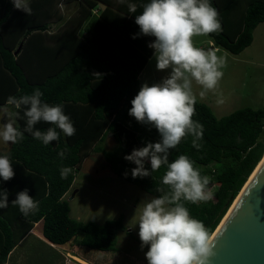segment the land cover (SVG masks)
I'll list each match as a JSON object with an SVG mask.
<instances>
[{"label":"trees","instance_id":"1","mask_svg":"<svg viewBox=\"0 0 264 264\" xmlns=\"http://www.w3.org/2000/svg\"><path fill=\"white\" fill-rule=\"evenodd\" d=\"M60 1H77L78 9L68 24L50 32L51 25L62 19L56 9ZM128 2L137 5L135 13L129 12L127 2L119 0H31L32 14L26 15L14 9L10 0H0V105L8 96L31 94L39 88L42 100L63 104L76 128L73 136L61 133L58 141L47 146L24 132V139L4 153L11 154L14 176L0 181V189L12 187L14 192H8V207L0 209V264L6 263L10 250L41 220L43 237L55 245L80 236L81 246L112 252L117 234H130L122 217L97 225L69 216V204L63 196L92 153H101L114 175L151 196L160 194L157 188L166 187L161 185L164 166L148 177L133 178L130 170L135 165L123 159L134 148L160 138L154 128L128 115L130 101L140 89L138 76L152 56L147 44L154 39L142 35L131 38L139 32L134 15L140 14L148 0ZM211 3L218 11L221 31L207 36L215 47L240 54L252 43L254 29L264 23V0ZM91 16L94 20L82 34ZM194 107L192 119L204 125L202 147L197 150L190 136L183 138L170 150L169 160L187 155L202 175L211 177V200L185 202L189 214L203 221L211 235L264 154V107L242 108L220 118L199 100ZM17 124L21 131L26 127L23 106ZM53 126L38 122L34 128L43 132ZM108 135L114 146L105 150ZM60 151H65L63 160L57 155ZM63 167L72 169L66 177L60 175ZM24 189L39 202L38 211L27 216L11 203Z\"/></svg>","mask_w":264,"mask_h":264},{"label":"clouds","instance_id":"2","mask_svg":"<svg viewBox=\"0 0 264 264\" xmlns=\"http://www.w3.org/2000/svg\"><path fill=\"white\" fill-rule=\"evenodd\" d=\"M119 2H127L129 12H136L135 3ZM10 3L16 10L32 14L31 0H10ZM134 23L139 32L131 38L153 37L147 47L152 50L155 68L167 70L160 82L151 86L141 84L128 110L136 122L154 128L160 137L157 142H146L123 157L135 165L130 170L131 176L144 178L162 166L166 168L161 177V185L166 187L157 188L159 195L139 205V219L134 226H138L140 247L148 248L144 254L147 264H210L215 255L210 232L203 221L189 214L185 202L198 204L211 200L214 195L211 177L202 175L199 166L187 155H178L172 161L169 156L170 150L189 136L193 148L202 147L204 125L192 119L194 106L197 95L204 98L217 89L226 58L218 55L219 49L195 46L193 37L221 31L219 14L211 0H148L140 14L134 15ZM193 82L200 86L198 93L193 91ZM42 96V91L34 88L31 94L7 97L5 104L0 105V143L16 144L27 132L47 146L58 141L61 133L65 137L76 133L63 104L50 105ZM223 102L222 96L216 100L217 104ZM22 106L26 118L23 131L17 124ZM38 122L54 126L42 132L34 128ZM10 155L0 153V181L14 176ZM57 155L63 160L65 151ZM71 171L70 167H63L60 175L66 177ZM8 195L7 190L0 189V209L8 207ZM11 203L24 216L39 208V202L28 195L27 189L18 192Z\"/></svg>","mask_w":264,"mask_h":264},{"label":"rangeland","instance_id":"3","mask_svg":"<svg viewBox=\"0 0 264 264\" xmlns=\"http://www.w3.org/2000/svg\"><path fill=\"white\" fill-rule=\"evenodd\" d=\"M75 8L76 6L68 7L65 10V16L71 14ZM93 20L94 17L91 16L88 22ZM207 39V35L193 37L195 46L206 49L211 47ZM253 39L251 46L238 55L230 54L222 49L218 52V55L222 54L226 58L224 74L217 89L207 93L212 94L208 99L211 102L209 107L216 118L227 116L242 108L256 110L264 107V24L257 28ZM166 75L163 74L162 79ZM197 86L194 82L193 89ZM220 96L224 102L217 104L216 100ZM205 97L200 98L197 95L198 100H206ZM6 146L7 144L0 143V150ZM113 146L112 137L107 136L103 147L109 150ZM73 183L75 189L69 197H66L70 206L69 216L72 219L77 215L83 219L90 216L89 222L100 225L106 220L122 217L123 224L127 231H130V234L126 231L117 234L115 251L101 253L100 264H147L144 254L148 248L145 246L141 249V242L137 235L138 226L134 225L139 219V205L152 196L140 187L114 175L101 153L91 154L84 160L74 176ZM75 191L77 193L74 194ZM72 195H74L73 199Z\"/></svg>","mask_w":264,"mask_h":264},{"label":"crops","instance_id":"4","mask_svg":"<svg viewBox=\"0 0 264 264\" xmlns=\"http://www.w3.org/2000/svg\"><path fill=\"white\" fill-rule=\"evenodd\" d=\"M70 6H72L73 8L74 6H76V8L74 9V11L71 12V14L68 13L69 15L65 16V13H66L65 10L68 9V7ZM77 8H78L77 1H71L69 3L60 1L56 5V9H58L59 12L61 13L62 19L59 22L51 25L50 32H57L59 27H61L63 24H68V21H71L72 18L75 16ZM88 20L86 21L84 28L85 26L90 25ZM262 24L264 23H260L254 29L253 36L257 28H259ZM253 41L254 39L252 40V43ZM207 43L208 45H211L213 48L221 50V48L215 47L213 45V42L209 37L207 39ZM20 46L21 44H19L17 48L19 49ZM244 50L242 52H244ZM163 74L164 75L167 74V70L158 71L155 68L154 58H152L151 56L148 59L145 67L143 68V70L140 72L138 76L139 88L141 84L143 83H148L149 86H151V84L153 83L160 82L163 77ZM199 89H200V86L198 85L197 88L193 89L194 93H198ZM208 93H212V92L209 91ZM209 95L212 96V94H209ZM209 95L206 94L205 98L207 101L204 99L203 100L200 99L199 101L206 104L207 106H211L210 104L211 102L210 100H208L210 97ZM10 145L11 143H8L6 148H4L3 150H0V152L2 153L7 152L10 148ZM92 154H97V153H92ZM74 189L75 188H74V183H73L70 189L63 196V199L66 200V197H69V194L72 191H74ZM5 190H7L8 192H14V189L12 187H6ZM75 193H77V191H75L74 194ZM73 197L74 195L71 196L72 199ZM89 219H90V216L87 219H83V218H80L79 215H77L74 218V220H77L83 223L89 222L90 221ZM80 238H81L80 236H76L69 242L64 243L62 245H55V244L49 243L47 240H45V238L42 235V220H41L35 223L32 229L27 234H25L22 237V239L10 250V252L7 255L5 264H65L66 260L71 261V264H100L99 258L101 257L100 254L103 253V251H97V250H93V249H89L87 247L81 246L79 244Z\"/></svg>","mask_w":264,"mask_h":264},{"label":"water","instance_id":"5","mask_svg":"<svg viewBox=\"0 0 264 264\" xmlns=\"http://www.w3.org/2000/svg\"><path fill=\"white\" fill-rule=\"evenodd\" d=\"M211 241L210 264H264V161Z\"/></svg>","mask_w":264,"mask_h":264},{"label":"bare ground","instance_id":"6","mask_svg":"<svg viewBox=\"0 0 264 264\" xmlns=\"http://www.w3.org/2000/svg\"><path fill=\"white\" fill-rule=\"evenodd\" d=\"M264 161V154L262 159L259 161V163L256 165V167L254 168L253 172L250 174V176L248 177V179L246 180L245 184L243 185L241 191L239 192L238 196L234 199V201L232 202V204L230 205L228 211L226 212L225 216L221 219L219 225L216 227V229L214 230V232L210 235V239L212 240L214 235H216V233L219 231L220 227H222V225L224 224V222L226 221L227 217L229 216V214L231 213V211L233 210L234 206L236 205L237 201L239 200L241 194L243 193V191L246 189L247 185L250 183V181L253 179V177L255 176L256 172L259 170V168L261 167L262 163Z\"/></svg>","mask_w":264,"mask_h":264},{"label":"built area","instance_id":"7","mask_svg":"<svg viewBox=\"0 0 264 264\" xmlns=\"http://www.w3.org/2000/svg\"><path fill=\"white\" fill-rule=\"evenodd\" d=\"M92 13H93V14H96L97 11H96V10H93ZM212 171L214 172L215 170H212ZM65 264H71V261H69V260L67 261V260H66Z\"/></svg>","mask_w":264,"mask_h":264}]
</instances>
